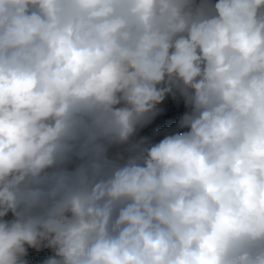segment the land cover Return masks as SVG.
Instances as JSON below:
<instances>
[{
	"label": "clouds",
	"instance_id": "9594fccd",
	"mask_svg": "<svg viewBox=\"0 0 264 264\" xmlns=\"http://www.w3.org/2000/svg\"><path fill=\"white\" fill-rule=\"evenodd\" d=\"M30 249L264 264V0H0V264Z\"/></svg>",
	"mask_w": 264,
	"mask_h": 264
},
{
	"label": "trees",
	"instance_id": "16d2710c",
	"mask_svg": "<svg viewBox=\"0 0 264 264\" xmlns=\"http://www.w3.org/2000/svg\"><path fill=\"white\" fill-rule=\"evenodd\" d=\"M158 107H160L162 111L141 133L142 135L150 136L154 141L162 139L165 134L177 131L178 129H176V124L184 112L187 111L183 100L179 97L177 99H173L169 96L166 98L165 102ZM51 254V250L49 249H44L41 252H36L35 250L30 249L27 259L31 262V264H40L45 257Z\"/></svg>",
	"mask_w": 264,
	"mask_h": 264
}]
</instances>
